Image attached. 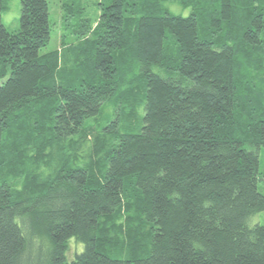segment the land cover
I'll use <instances>...</instances> for the list:
<instances>
[{"label": "trees", "instance_id": "obj_1", "mask_svg": "<svg viewBox=\"0 0 264 264\" xmlns=\"http://www.w3.org/2000/svg\"><path fill=\"white\" fill-rule=\"evenodd\" d=\"M20 2L11 30L0 0V264H264V0H101L47 51L48 0Z\"/></svg>", "mask_w": 264, "mask_h": 264}, {"label": "rangeland", "instance_id": "obj_2", "mask_svg": "<svg viewBox=\"0 0 264 264\" xmlns=\"http://www.w3.org/2000/svg\"><path fill=\"white\" fill-rule=\"evenodd\" d=\"M6 9L2 12V22L11 30H16L19 27V20L21 14V2L20 0H4ZM101 0H48L49 11H50V22H51V38L47 45L42 48V51H47L51 49H61L64 45V40L70 42L73 37L69 34L71 26L74 24L76 26L82 19L90 18L91 22H96V17L98 16L100 9L97 2ZM72 3L79 7L81 10L84 9V13H80V17H74L72 20L71 16H66L65 4ZM168 9L174 13H182L187 15L189 9H183L178 4L174 2H169L166 4ZM82 10V11H84ZM70 19L72 21H70ZM69 23V24H68ZM73 23V24H71ZM76 23V24H75ZM68 24V25H67ZM69 25V27H71ZM261 168L264 170V150L261 153ZM260 190L264 192V188L260 186ZM254 223H264V211L254 214L250 218V225ZM39 239V237H38ZM84 243L78 241L75 237H72L69 241V249L67 251V258L69 261L75 258L77 252H81L84 249Z\"/></svg>", "mask_w": 264, "mask_h": 264}]
</instances>
